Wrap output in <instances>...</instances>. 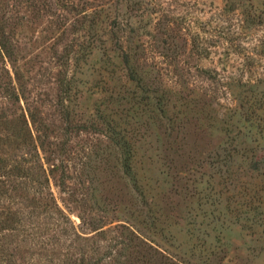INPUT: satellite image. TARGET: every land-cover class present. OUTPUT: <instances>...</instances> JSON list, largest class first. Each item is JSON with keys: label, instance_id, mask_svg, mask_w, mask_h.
I'll list each match as a JSON object with an SVG mask.
<instances>
[{"label": "trees", "instance_id": "obj_1", "mask_svg": "<svg viewBox=\"0 0 264 264\" xmlns=\"http://www.w3.org/2000/svg\"><path fill=\"white\" fill-rule=\"evenodd\" d=\"M164 2L166 0H0V89L5 100L0 118L5 124L7 144H15L23 150L20 160L6 156L0 165L8 177H16L20 181L14 190L33 192L34 209L29 218L35 225L34 239L37 243L42 248L48 245L54 249L51 255L45 253L48 264H182L146 240L131 221L133 216L152 221H155V217L148 199L151 191L140 179L139 131L133 126L130 131L123 120L127 113L123 115L122 110L112 111L111 108L113 100H119L121 93L108 87L110 95L106 107L91 123H78L70 111L68 101L72 80L68 66L86 33H104L106 36L110 34V37L115 33L128 70L124 81L134 84L135 71L139 76L135 91L128 95H139L140 98L137 101V97H134L132 108L147 113V124L152 134L154 132L155 136L164 139V151L170 153L166 164L172 187L162 193L164 198L170 193L177 194L178 187L190 188L189 184L193 185L191 180L196 182L197 179H191L187 174L212 163L216 172L212 178L214 184L232 188L234 197L241 196L252 211H258L256 216L264 211L262 95L250 100L243 97L246 91L224 83L223 89L216 88L211 92L207 88L193 86L192 68L199 71L203 80H220L212 72L216 70L201 64L202 60L211 57L212 47L208 39L190 35L191 32L187 31L189 27L184 26L176 15H170ZM115 3L127 10H140L142 18L145 13L150 17L153 23L148 31L151 45L166 60V70L176 74L175 85H162L160 77H153L151 71L143 70L140 46L137 45L140 38L135 43L132 35L139 31L135 27L141 20L139 15H135L137 19L132 22L127 18V23H122L121 19L117 21V17H114V23H109L103 17L105 11ZM68 13L74 15V22L70 24L75 30L74 38L65 43L62 51L55 49L60 65L58 107L60 119L65 124L62 128L50 116L44 99L33 97L34 91L30 88L31 61L23 54L19 38L23 35L24 27L31 26L41 17L56 18L53 22L59 28L69 25L71 19ZM117 27L120 31L105 33ZM62 34L66 35V32L62 31ZM190 57L195 58V63L188 59ZM131 61L133 64L129 65ZM141 68L142 72L139 73ZM191 125L211 136H221L220 143L212 145L208 161L184 153V135ZM71 131L97 133L100 137L93 145L75 154L69 136ZM73 160L81 164L79 170L72 171ZM179 160H185V163L180 164ZM52 178L68 194V202L90 203L92 210L98 211L102 210V205L108 213L112 205L120 202L119 206L124 204L126 208L130 207L127 211L130 217L116 219L121 222L106 227L109 222L104 213H98V216L84 214L81 217L82 227L77 226L58 203L51 188ZM73 182L79 186L71 187ZM115 182L123 183L121 190L124 192L117 198L112 197V194L115 195L113 190H118ZM126 192L128 200L124 198ZM155 196L153 194L151 197ZM18 213L21 223L26 216L23 211ZM257 217L253 218L254 225L259 224ZM9 220L7 217L4 228H11ZM48 232L52 237L46 240ZM67 241L70 249L61 259V251L56 248Z\"/></svg>", "mask_w": 264, "mask_h": 264}, {"label": "rangeland", "instance_id": "obj_2", "mask_svg": "<svg viewBox=\"0 0 264 264\" xmlns=\"http://www.w3.org/2000/svg\"><path fill=\"white\" fill-rule=\"evenodd\" d=\"M164 5L170 15H176L184 26L189 27L187 31L191 32L190 35L208 39V44L212 47L211 57L202 60L201 64L216 70L212 72L220 80L218 82L203 80L199 76V71H193L192 68L190 72L193 86L207 88L209 92L216 88L223 89L225 85L239 87L246 91L243 97L247 99L262 95L263 105L264 0H166ZM140 14V10H127L123 5L115 3L105 11L103 17L109 23H114V17H117V21L121 19L122 23H127V18L132 22L137 19L134 16ZM67 15L71 20L69 25L66 24V28L54 25L53 21H56V18L41 17L31 26L24 27L23 35L19 38L23 54L31 61L30 88L34 91L33 97L40 96L44 99L50 116L62 128L65 124L60 119L58 107L61 93L60 65L55 51H62L65 43L74 38L75 30L70 25L74 22V15L70 13ZM135 27H138L139 31L132 35L135 43L140 38L137 45L140 46L139 55L141 63L144 64L143 70L151 71L153 77H160L162 85H175L176 74L174 71L166 70V60L155 52L151 45L152 39L148 31L153 27V23L150 17L145 13ZM117 30L118 27L108 29L105 33L112 34ZM62 31L66 32V35H63ZM180 33L183 34L184 29ZM106 35L91 32L86 33L81 39L79 49L68 66L72 80L68 103L78 123H91L98 119V114L101 115L106 107L110 95V91L107 92L108 87L121 93L119 100H113L111 108L112 111L122 110L123 115L127 113L126 119L123 120L128 124L130 131L132 132V126L139 131L137 137L141 142V150L138 159L142 171L140 179L151 191L148 199L152 203V215L155 217V221H152L144 217L140 220L139 217L133 216L131 221H134L136 228L146 240L182 264H264V211L257 217L255 213L258 211H252L248 202L241 196L234 197L232 188L229 189L228 185L214 184L212 178L216 172L212 163L207 164V167H198L199 171L187 174L191 179H197L196 182L191 180L193 185L189 184L190 188L178 187L177 194L170 193L164 198L162 193L172 187L166 164L167 155L170 153L164 151V139L155 136L154 132L152 134L147 124V113L141 109L133 110L134 97H137L135 98L137 101H140V98L139 95L132 94L130 97L128 95L129 92L135 91L139 76L135 71L134 84L131 81L129 83L124 81L128 70L125 66L126 60H123L120 52L121 44L117 41L115 33L111 37L110 34ZM188 59L195 63V58ZM132 61L129 65L133 64ZM138 71L141 73L142 68ZM104 93L107 95L106 98ZM4 101L0 89V116L3 114ZM1 120L0 118V163L6 156L20 160L23 150L17 148L15 144H7L5 124ZM69 136L75 154L93 145L100 137L97 133L76 131H71ZM152 136L155 137L152 139ZM184 137V153H191L203 161L210 159L212 145L221 141L220 135L211 136L192 125ZM179 162L182 164L185 160ZM72 165L74 167L72 171H76L80 169L81 164L78 160H73ZM19 182L16 177H8L0 165V264H48L45 253L51 255L54 249L48 245L42 248L34 239L35 225L29 218L34 209L33 192L21 193L14 190ZM122 184L115 182L114 186L118 187V190H113L115 193L112 194L113 198L124 192L121 190ZM78 186L74 182L71 185L74 188ZM51 188L60 206L70 214L77 226L82 227L81 217L84 214L98 216V213H104L107 223L109 222L106 227L121 222L116 219L130 217L127 213L130 207L126 208L124 204L119 206L120 202L116 206L112 205L109 213L102 205L100 206L102 210H92L90 203L68 202V194L62 191L53 178ZM153 194L156 195L154 198L151 197ZM125 196V200H128L127 192ZM79 198L81 200L80 196ZM96 199L98 201V194ZM113 209L115 211H112ZM20 211L26 216L21 223L18 213ZM7 217L10 218L8 223L11 228H4ZM256 217L259 218V224L254 225L253 218ZM51 235L48 232L45 235L46 240H49ZM68 243L67 241L56 248L57 251H61V259L70 249Z\"/></svg>", "mask_w": 264, "mask_h": 264}]
</instances>
